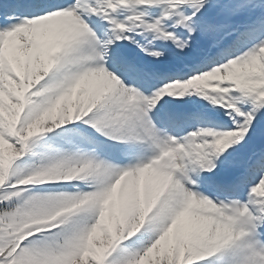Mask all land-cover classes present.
<instances>
[{"label":"snow or ice","instance_id":"snow-or-ice-1","mask_svg":"<svg viewBox=\"0 0 264 264\" xmlns=\"http://www.w3.org/2000/svg\"><path fill=\"white\" fill-rule=\"evenodd\" d=\"M0 264H264V0H0Z\"/></svg>","mask_w":264,"mask_h":264}]
</instances>
